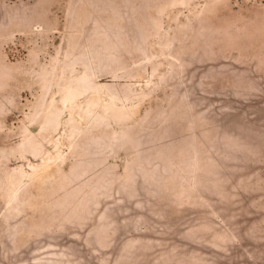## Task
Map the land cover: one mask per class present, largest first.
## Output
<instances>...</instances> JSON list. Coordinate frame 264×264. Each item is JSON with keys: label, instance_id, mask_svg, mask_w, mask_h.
Wrapping results in <instances>:
<instances>
[{"label": "rangeland", "instance_id": "1", "mask_svg": "<svg viewBox=\"0 0 264 264\" xmlns=\"http://www.w3.org/2000/svg\"><path fill=\"white\" fill-rule=\"evenodd\" d=\"M0 264H264V0H0Z\"/></svg>", "mask_w": 264, "mask_h": 264}]
</instances>
